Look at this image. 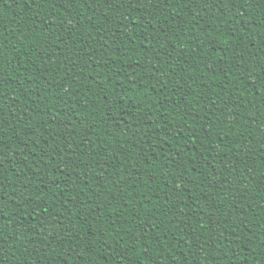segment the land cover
I'll list each match as a JSON object with an SVG mask.
<instances>
[{
    "label": "trees",
    "instance_id": "obj_1",
    "mask_svg": "<svg viewBox=\"0 0 264 264\" xmlns=\"http://www.w3.org/2000/svg\"><path fill=\"white\" fill-rule=\"evenodd\" d=\"M0 45V264H264V0H0Z\"/></svg>",
    "mask_w": 264,
    "mask_h": 264
},
{
    "label": "snow or ice",
    "instance_id": "obj_2",
    "mask_svg": "<svg viewBox=\"0 0 264 264\" xmlns=\"http://www.w3.org/2000/svg\"><path fill=\"white\" fill-rule=\"evenodd\" d=\"M0 47H2V45H0ZM4 190H5V185H3L2 183H0V192H4ZM5 215H7V214H5ZM2 227H3V225L0 224V228H2ZM41 231H43V229H41ZM14 235H15V233H14ZM2 247H3V245L0 244V248H2Z\"/></svg>",
    "mask_w": 264,
    "mask_h": 264
}]
</instances>
